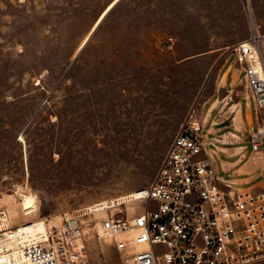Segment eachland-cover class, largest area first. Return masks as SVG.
<instances>
[{"label":"rangeland","instance_id":"rangeland-1","mask_svg":"<svg viewBox=\"0 0 264 264\" xmlns=\"http://www.w3.org/2000/svg\"><path fill=\"white\" fill-rule=\"evenodd\" d=\"M254 29L264 0H0V209L39 220L150 185L192 108L243 145L259 120L231 47ZM88 253L124 264L108 239Z\"/></svg>","mask_w":264,"mask_h":264},{"label":"built area","instance_id":"built-area-1","mask_svg":"<svg viewBox=\"0 0 264 264\" xmlns=\"http://www.w3.org/2000/svg\"><path fill=\"white\" fill-rule=\"evenodd\" d=\"M231 51L259 120L249 135L251 151L259 153L264 33L254 29ZM215 150L216 138L192 108L153 183L126 201H99L42 221L13 222L0 209V264H92L90 236L108 239L124 264H264V170L257 185L241 188L218 173Z\"/></svg>","mask_w":264,"mask_h":264},{"label":"crops","instance_id":"crops-1","mask_svg":"<svg viewBox=\"0 0 264 264\" xmlns=\"http://www.w3.org/2000/svg\"><path fill=\"white\" fill-rule=\"evenodd\" d=\"M228 99L231 98L230 95L227 96ZM237 106H241L243 108L242 102H239ZM245 110L244 114L247 118H249V113L251 118H253V111L256 115V111L253 108L252 101H247L245 103ZM253 110V111H252ZM212 107L208 109V112L205 119V128L208 130L209 136H213L217 139V134L220 130V128L215 127L216 122L210 121L212 116ZM243 112V110L241 109ZM257 126L251 125L248 129V137L252 131L256 129ZM216 135V136H214ZM240 146H234V147H225V146H218L216 144L217 150L214 151V154H212L213 157V165L218 171L220 175H222L224 178L230 180L233 183L238 184L241 188L243 184H252L257 185L260 180L253 181V178L255 176L261 175V173L264 170V151H260L259 153H254L251 151V148L248 149L247 145L245 144ZM253 163H261V169L257 173L253 168Z\"/></svg>","mask_w":264,"mask_h":264},{"label":"bare ground","instance_id":"bare-ground-1","mask_svg":"<svg viewBox=\"0 0 264 264\" xmlns=\"http://www.w3.org/2000/svg\"><path fill=\"white\" fill-rule=\"evenodd\" d=\"M129 194H130V193L125 194V195H123V196H117V197H114V198L109 199V200H104L102 203L104 204V206H105V205H108V204H110V203L117 204V203H120V202H122V201H126V199H127V197H128ZM24 198H26V200H30L32 197H30V193H29V194H26V195L24 196ZM106 207H108V206H106ZM102 213H104V211H103ZM42 219H43V218H42ZM42 219H39V220H37V221H42ZM40 226H42V225H40Z\"/></svg>","mask_w":264,"mask_h":264}]
</instances>
